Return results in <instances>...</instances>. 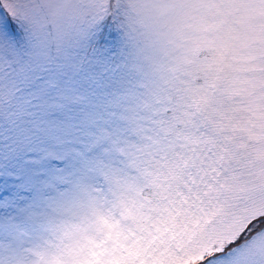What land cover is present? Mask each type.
<instances>
[{
  "label": "snow or ice",
  "instance_id": "1",
  "mask_svg": "<svg viewBox=\"0 0 264 264\" xmlns=\"http://www.w3.org/2000/svg\"><path fill=\"white\" fill-rule=\"evenodd\" d=\"M185 3L0 0V264H177L170 213L216 143L198 133L223 130L226 102L239 90L230 38L192 36L184 18L163 24L161 58L145 68V50L156 44L142 12L163 17ZM139 76L159 131L149 149L131 154L136 174L128 175L111 157L124 151L116 118H126L118 110ZM69 206L77 222L53 227L49 213ZM253 218L204 254L223 252ZM30 230L53 231L57 243L24 248ZM248 251L211 264H244Z\"/></svg>",
  "mask_w": 264,
  "mask_h": 264
},
{
  "label": "rangeland",
  "instance_id": "2",
  "mask_svg": "<svg viewBox=\"0 0 264 264\" xmlns=\"http://www.w3.org/2000/svg\"><path fill=\"white\" fill-rule=\"evenodd\" d=\"M176 18L188 21L191 27L187 31L192 36L230 38L229 62L238 78L239 90L226 102L223 130L209 125L198 133L216 143L208 146L210 159L199 171L191 169V176L186 177L191 189L190 193L188 188L183 189L187 200L178 199L174 207L170 206L174 258L182 264L204 254L214 248L218 239L252 216V222L238 239L227 244L223 252L204 254L205 262L199 264H211L242 246L249 249L244 264H264V236H258L264 233V0H187L183 6L169 9L163 17L154 11H143L139 17L142 30L156 44L145 50L146 69L161 58L162 37L156 33L165 22ZM141 83L148 81L142 76L134 78L132 96L118 110L126 118H116L124 151L114 152L111 159L114 166L128 175L136 174L130 167L131 154L140 155L141 149H149L159 131L143 107L148 88L140 87ZM113 134L112 129L104 133ZM221 155L226 157L222 163L218 159ZM75 211L69 206L50 212L55 221L53 227L76 223ZM24 240V248H45L57 243L53 231L43 230H30ZM18 255L29 261L36 259L29 252L20 251Z\"/></svg>",
  "mask_w": 264,
  "mask_h": 264
},
{
  "label": "bare ground",
  "instance_id": "3",
  "mask_svg": "<svg viewBox=\"0 0 264 264\" xmlns=\"http://www.w3.org/2000/svg\"><path fill=\"white\" fill-rule=\"evenodd\" d=\"M210 261V260H209Z\"/></svg>",
  "mask_w": 264,
  "mask_h": 264
}]
</instances>
